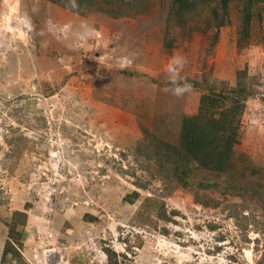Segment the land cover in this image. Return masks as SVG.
<instances>
[{
    "label": "rangeland",
    "instance_id": "rangeland-1",
    "mask_svg": "<svg viewBox=\"0 0 264 264\" xmlns=\"http://www.w3.org/2000/svg\"><path fill=\"white\" fill-rule=\"evenodd\" d=\"M56 1L0 0V264H264V0ZM236 84L227 171L179 180L155 144Z\"/></svg>",
    "mask_w": 264,
    "mask_h": 264
},
{
    "label": "trees",
    "instance_id": "trees-1",
    "mask_svg": "<svg viewBox=\"0 0 264 264\" xmlns=\"http://www.w3.org/2000/svg\"><path fill=\"white\" fill-rule=\"evenodd\" d=\"M48 1L57 3L56 0ZM77 2L82 3L83 1L77 0ZM222 2L226 4L227 0ZM81 5L79 4L77 7H81ZM171 5L174 9L177 6V13H182L181 11L187 10L189 6L187 0H172ZM246 16L247 25L250 17L249 15ZM230 90L227 94L204 96L200 99L198 115L191 120L185 119L182 124V140L179 142V146H172L168 143L155 144L157 149L155 154L164 156L165 160L163 162L173 165V173L181 174L178 177L179 180H182L188 174L192 160L203 169L208 168L213 172L227 171L228 166L226 165L231 158L233 146L237 142L236 126L233 124L243 111L242 102L244 99L242 96L245 95V88L240 87L239 84H236V87ZM227 102L231 106L223 110L222 106ZM172 157H175V159H171ZM160 165L163 166L162 163ZM256 186L257 191L259 187H261V190L264 189V185L259 183ZM254 192L258 194L259 191ZM7 246L10 250L13 248L11 245L6 244L3 255L10 252ZM13 252H15L14 249Z\"/></svg>",
    "mask_w": 264,
    "mask_h": 264
},
{
    "label": "clouds",
    "instance_id": "clouds-1",
    "mask_svg": "<svg viewBox=\"0 0 264 264\" xmlns=\"http://www.w3.org/2000/svg\"><path fill=\"white\" fill-rule=\"evenodd\" d=\"M72 7L75 8L77 5L75 4V0H72ZM186 60L183 57H173L172 61H170L167 72L169 73V78L172 84L171 92L176 97L183 96L186 92L191 91V84L187 82H179V70L184 66Z\"/></svg>",
    "mask_w": 264,
    "mask_h": 264
}]
</instances>
